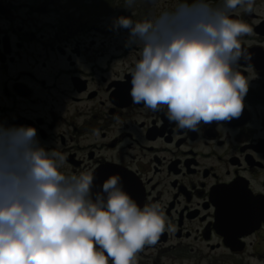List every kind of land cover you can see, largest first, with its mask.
Instances as JSON below:
<instances>
[{"label": "flooded vegetation", "instance_id": "obj_1", "mask_svg": "<svg viewBox=\"0 0 264 264\" xmlns=\"http://www.w3.org/2000/svg\"><path fill=\"white\" fill-rule=\"evenodd\" d=\"M79 1L50 22L47 0H0V124L34 126L65 155L60 171L93 172L94 191L118 173L139 206L161 204L165 230L137 264H264V0L229 10L252 27L236 66L248 78L241 115L195 130L132 101L142 45L126 47L127 28ZM152 2L123 15L147 18Z\"/></svg>", "mask_w": 264, "mask_h": 264}, {"label": "clouds", "instance_id": "obj_2", "mask_svg": "<svg viewBox=\"0 0 264 264\" xmlns=\"http://www.w3.org/2000/svg\"><path fill=\"white\" fill-rule=\"evenodd\" d=\"M254 3L176 0L141 20L116 17L113 27L129 30L125 46L142 45L132 101L166 109L178 130L239 117L248 78L236 66L250 57L240 37L252 27L229 10L251 12ZM64 161L40 144L34 126L0 124V264H137V254L165 230L161 204L139 206L118 173L94 191L93 172L65 174Z\"/></svg>", "mask_w": 264, "mask_h": 264}, {"label": "rangeland", "instance_id": "obj_3", "mask_svg": "<svg viewBox=\"0 0 264 264\" xmlns=\"http://www.w3.org/2000/svg\"><path fill=\"white\" fill-rule=\"evenodd\" d=\"M141 1L144 0H135V3L131 6H127L124 0H80L79 4L83 11L89 9L92 13L97 12L99 14L108 16V18L105 17L103 20V22H105L114 21L116 17L127 14L126 12L131 13L136 11ZM152 1L154 8H151V15L149 17L158 15L162 10L173 8L176 3V0ZM47 2L49 10L48 20L51 22L54 20L55 14L60 13L61 8L66 5L67 0H47Z\"/></svg>", "mask_w": 264, "mask_h": 264}]
</instances>
